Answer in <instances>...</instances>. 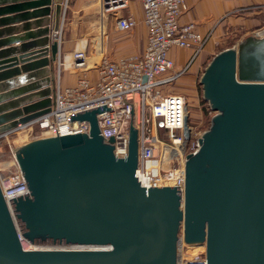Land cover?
Returning a JSON list of instances; mask_svg holds the SVG:
<instances>
[{"label":"water","instance_id":"1","mask_svg":"<svg viewBox=\"0 0 264 264\" xmlns=\"http://www.w3.org/2000/svg\"><path fill=\"white\" fill-rule=\"evenodd\" d=\"M29 7L41 8L22 29L37 30L1 38L15 29L5 11ZM64 10L63 0H0V57L18 50L0 61L1 137L53 104ZM11 41L20 46L1 48ZM199 81L215 114L185 157L182 191L140 184L132 122L126 156L114 155L99 132L105 104L68 114L87 133L16 147L28 192L9 198L11 214L0 189V264H177L181 240L204 246L207 264H264V35L216 53Z\"/></svg>","mask_w":264,"mask_h":264},{"label":"built area","instance_id":"2","mask_svg":"<svg viewBox=\"0 0 264 264\" xmlns=\"http://www.w3.org/2000/svg\"><path fill=\"white\" fill-rule=\"evenodd\" d=\"M98 1L99 13L106 17L128 9L130 0ZM140 1L143 22L147 28V41L143 52L106 62L97 68L95 80L80 76L71 86L61 85V72L65 64L58 57L55 65V93L49 112L19 130H29L32 125L38 124L43 134L49 133V136L87 133V122H71L68 114L105 104L110 109L97 115L99 132L105 137L104 142L113 137L111 144L114 155L126 156L129 124L132 122L137 131L135 174L140 184L145 188L177 186L182 191L185 157L188 153L195 152L201 134L186 149L187 142L194 136L189 121V137L186 138L185 135V118L189 117L188 101L184 95L172 92L170 87L165 88L177 80L186 67L174 70L175 64L169 56V50L173 47L190 49L192 60L204 49L210 33L204 36L195 23L180 22V17L188 9L185 0ZM260 6L264 12V0ZM135 23L131 15L118 16L115 27L124 31ZM259 34L264 35V24ZM85 57L83 50L74 51L68 67L83 68ZM3 137L0 136V143ZM0 189L12 214L9 198L28 192L15 159H0ZM21 243L26 249L37 248L22 239ZM179 243L184 245L181 241ZM178 252L180 257L177 264H207L203 251L191 255L184 251Z\"/></svg>","mask_w":264,"mask_h":264},{"label":"crops","instance_id":"3","mask_svg":"<svg viewBox=\"0 0 264 264\" xmlns=\"http://www.w3.org/2000/svg\"><path fill=\"white\" fill-rule=\"evenodd\" d=\"M188 9L180 17L181 23L193 22L196 24L197 29L204 36L210 33V36L204 46V49L191 60L192 51L190 49H183L173 47L169 50V56L174 61V70H181L186 67V70L178 78L180 87L178 86V94H182L189 102V96L185 95L190 89L192 74H195L201 64L207 57L212 58L216 53L215 46H231L227 45L226 35L236 34L241 31L242 35L254 34V30H258L264 18V12L260 4L263 0H185ZM65 3V10L63 22L59 33V58L65 60L66 57H71L72 53L76 50H83L86 56L85 49L88 46V39L80 38L78 31H73L72 27L64 23V17L67 20L74 19L76 16L80 18H94L98 16L100 24L99 43L96 46L99 48L94 50V55L90 59L85 57V68L90 64L94 65V70L90 72H80L77 74L64 73L68 67L63 68L61 72V85L71 86L74 85L76 79L85 75L91 81L97 78V69L100 65L106 62L115 60L122 56L141 54L146 46L147 41V28L143 22V11L140 0H130L128 9L117 13L115 15L101 16L99 13L98 0H63ZM41 7H29L22 11H5L4 17L6 18L7 26H15V29L2 32L1 38H9L14 36H21L27 31H36L37 28L32 24L27 31L22 29L23 25L27 22H34L38 17L37 10ZM243 9V11H238ZM233 12V13H232ZM131 15L135 20V25L127 30H117L115 27V20L118 16ZM65 18V20H66ZM66 23V22H65ZM69 23V22H67ZM12 28V27H10ZM238 30V31H237ZM257 32V31H256ZM255 32V33H256ZM226 36V37H225ZM22 36L21 38H24ZM17 40V39H14ZM239 40V39H238ZM13 41V40H12ZM1 45V48H9L20 46L19 41ZM239 42V41H237ZM84 46L82 48L81 46ZM94 45V44H93ZM90 46V45H89ZM95 46V45H94ZM18 50L14 53L0 57L1 60H9L13 56H18ZM15 54V55H14ZM87 59H90L89 63ZM93 59V60H92ZM9 64V63H8ZM54 68L56 62L53 63ZM89 65V66H90ZM185 72L188 74L184 75ZM185 94L181 93L184 92ZM174 92V91H173Z\"/></svg>","mask_w":264,"mask_h":264},{"label":"rangeland","instance_id":"4","mask_svg":"<svg viewBox=\"0 0 264 264\" xmlns=\"http://www.w3.org/2000/svg\"><path fill=\"white\" fill-rule=\"evenodd\" d=\"M65 18L66 17H64V23L63 24H65L66 27L71 26L73 31H78V34H80V36H79L80 38L86 37L88 39V46L85 49V52H86V56L87 57L90 56L89 58L91 59L94 55V50L96 48L97 49L99 48V46H96V44L99 43L98 38L100 35V28H101L99 25L100 23L97 22L98 16L94 17V18L93 17L88 18V19L87 18H80L78 16H76V18H74V19L70 18V16H69L68 20H67V18L65 20ZM67 22H69V23H67ZM263 24H264V18H263L262 23H261L260 27L258 28V30H254V34H256V33L258 34L260 32V29H261ZM247 35H250V34H247ZM247 35H242L241 31H238L236 34L233 33L230 36L226 35L227 38L229 37V39H227L226 44L231 45V46H215L216 47V49H215L216 53L220 52L223 49L231 48L232 46H234L238 43L237 41H240L241 39H243ZM90 59H87L88 63H89ZM211 59L212 58L207 57L205 59V61L201 64L200 69L195 74H192L191 84H189L190 89L188 90V93H186L185 90H184V92H181L183 94L186 93L185 95L186 96L188 95L190 98L189 102H188V108H189L188 121H189V125L192 127V130L194 133L193 138L187 142L186 149H188L189 145L191 144V142L194 141V138L197 137V135L202 134L204 131H206L208 129V127L210 125L211 117L213 116V114H215L214 111H212L210 109L208 102L202 96V90L203 89H202V85L199 81L200 76L202 75V72L204 71V68L207 66V64L210 62ZM89 65L86 68L84 66L83 68H80V69H74L72 67H68V69H66L64 71V73L77 74L80 72V74H81V72H86V71L90 72L91 70L95 69L94 65H90V66ZM63 68H62V70H63ZM186 74H188V73L185 72L184 75H186ZM82 76H85V75H82ZM179 80L178 79L175 80L174 82H172L171 84H169L165 88L167 89L168 87H170V90L172 92L173 91L177 92L178 86L180 85ZM43 133L44 132L41 130V127L38 124H34V125H32V127H30L29 130H26V129L25 130H16V131H12L11 133L7 134L6 136H4L2 138L1 143H0V159L4 160V161H13L14 160L13 151L15 150L16 147H18V146L22 145L23 143H26L32 139L49 136V133L48 134H43ZM181 235H182V229L180 230V237H181ZM181 242H182V240H181ZM24 244H25V246H27L25 242H24ZM183 244H184L183 246H180L181 244L179 243V246L181 247V249L178 247V251L179 250L184 251L188 255H191V254L196 253V252H202V251L204 252V246H202V245L189 246L185 243H183ZM49 245L53 246V247L54 246L55 247H58V246L61 247V245L47 244L48 247H49ZM194 247L197 248V250H193ZM49 248H52V247H49Z\"/></svg>","mask_w":264,"mask_h":264},{"label":"bare ground","instance_id":"5","mask_svg":"<svg viewBox=\"0 0 264 264\" xmlns=\"http://www.w3.org/2000/svg\"><path fill=\"white\" fill-rule=\"evenodd\" d=\"M82 48H84V46H83V44H82V46H81ZM69 57H66V59L64 60V64H65V68L66 67H68V64H69ZM23 244H24V242H23ZM25 245V244H24ZM63 245H61V247H62ZM181 246V245H180ZM179 246V248L181 249V247ZM41 248H49V247H52V248H56L55 246L53 247V246H50L49 245V247L47 246V245H41L40 246ZM58 247H60V246H58ZM63 247H68V246H63ZM71 247H74V246H71ZM193 250H197V248H195L194 247V249ZM180 251V250H179ZM184 255V254H183ZM182 256V255H181ZM179 257H180V255H179Z\"/></svg>","mask_w":264,"mask_h":264}]
</instances>
